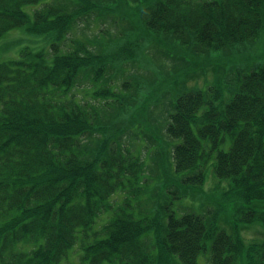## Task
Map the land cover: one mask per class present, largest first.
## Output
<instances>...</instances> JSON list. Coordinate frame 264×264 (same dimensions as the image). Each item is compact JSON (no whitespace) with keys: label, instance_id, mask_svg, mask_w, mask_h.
Here are the masks:
<instances>
[{"label":"trees","instance_id":"16d2710c","mask_svg":"<svg viewBox=\"0 0 264 264\" xmlns=\"http://www.w3.org/2000/svg\"><path fill=\"white\" fill-rule=\"evenodd\" d=\"M19 26L44 45L0 62V264H264V239L239 231L264 224V210L249 206L264 201V53L230 59L264 31V0H0V37ZM153 45L199 59L191 74L210 66L211 51L227 57L223 77L182 82L167 99L165 130L177 141L164 154L175 175L153 183L155 206L144 197L146 161L125 129L108 133L102 121L130 104L141 116L129 80L144 75L116 79L127 63L154 68ZM180 55L174 63L187 65ZM134 117L136 128L152 124ZM209 169L230 183L227 199L243 201L225 215L233 230L203 195Z\"/></svg>","mask_w":264,"mask_h":264},{"label":"rangeland","instance_id":"374dc122","mask_svg":"<svg viewBox=\"0 0 264 264\" xmlns=\"http://www.w3.org/2000/svg\"><path fill=\"white\" fill-rule=\"evenodd\" d=\"M106 26H110L112 31H115L118 28L115 25H111L109 22H107ZM83 28L84 26L80 27V30H82ZM95 30H97V28L92 23L91 27L87 29L86 32L90 37H93L95 35ZM119 42H116L114 45L120 47V44H118ZM243 44L235 47L231 52L232 58L230 59H233L234 63L245 61V59H250L251 56L264 53V31L261 32L259 37H257L256 39H252L250 41H247V44ZM42 45H44L42 35L33 34L24 26L13 28L7 31L2 37H0V62L18 58L21 50L26 46H29L31 49H38V47ZM118 47L115 48L117 49ZM146 47H148V45H146ZM172 48L175 49L173 50L172 54L179 56L180 53L178 54V52H180L181 48ZM157 49L158 48L154 45L148 48V55L155 57L153 59L154 68L152 67V65L148 67V63L142 60L140 61H142L141 66L143 68L140 67L137 63H127L124 66L125 72H122L121 74L119 73L116 79V84L119 87V82L122 81L124 75H138V77L144 75L143 78L134 77L135 80H129L131 82V86L133 87L134 94H139L140 100H137V107L139 108V111H142L141 116L137 117V109L135 107H131L130 104V106L127 108H123L124 106L120 105L123 109H117V107L107 108L104 112L106 113V117L102 118V121H105L104 124H107L109 128L113 127V130H109L108 133L115 131L114 127L116 125L119 127V129H125L123 131L124 139H126L130 143L134 152H140L141 156L146 161L147 173L148 176L152 179L149 181V185L150 183H152L151 185H153V187L150 191L148 190L146 192L144 197L148 198L150 196V198L145 201H148L151 206L157 205L158 201L162 200L161 185L159 183L157 185L153 183L156 180L162 181L163 178L175 175V173L171 170L170 153L168 157L164 154V152H169L172 149L174 142L177 141L176 138L168 135L165 130L166 125L164 112L166 109L165 105L168 102L167 99H169V97L170 99H172L176 97V95H178V93L183 89V86L180 87L182 82L188 83L189 85H194L198 82L199 85H203L205 78H207V80L209 81H214L218 79V77H223L225 75V72L227 71L225 65L223 66L222 64H219L221 60L227 58L226 55H223L221 53V51H211L209 54L211 58L210 60H208L210 66L205 70H195V72L191 74L190 72L195 69V62H198L199 59L194 58V61L192 62V58L181 53L190 62H188L187 65H177L176 63H174V61H176L178 56L169 57V55L167 54L160 55V52ZM164 49V47H161L160 51H163ZM169 49L171 50V47H169ZM212 58L213 60H211ZM212 61H214V64H211ZM184 67L188 69L184 70ZM151 70L157 77L155 80L156 84L153 85L149 92V90H146L145 86L147 84V81L145 80L152 79H147L152 75ZM177 70L181 71V74L179 76L175 75V73H172ZM205 86L206 84L203 85V87ZM148 103L150 104L147 105ZM143 115L148 117L150 123H152L149 125L146 122L148 124V127L150 128V131L147 130L148 127L144 122H141L137 128L134 126L136 122L139 121L136 120L134 116H136L137 118H143ZM136 131H138L139 136L143 133L145 134L144 140L136 137ZM151 133L157 138L159 142L152 139L153 137ZM159 133H161V135ZM150 149L152 153L148 152ZM211 171V169L207 171L205 182L202 184V191H204L205 193H203V195H212V199H210L211 202H213V204L215 205H222V214H224L223 223H225L230 230H233L234 225L229 223L230 221L225 215L232 214V218L234 219L236 208L240 204H243V201L237 200L234 197H231V199H227V196L230 195V193L226 194V191L229 190L231 186L230 183H228V181L226 180H222L220 182ZM168 172L169 174H167ZM163 183H165L166 186L168 183H173L172 178L164 179ZM169 186L170 188H172L171 185ZM183 200L185 205H189V202H191V204H198V201L193 203L191 196L186 195ZM249 206L258 209L262 208L261 210H264V201L255 200L252 201ZM259 225L264 228V224L261 221H255L249 224H241L239 231L241 235L247 240L264 239V229ZM245 226L246 228H244ZM75 258V255L70 256V260L76 262ZM199 264L207 263L203 258H201Z\"/></svg>","mask_w":264,"mask_h":264}]
</instances>
